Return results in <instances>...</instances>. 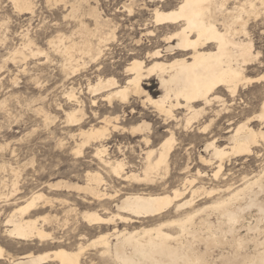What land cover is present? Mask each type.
Wrapping results in <instances>:
<instances>
[{"label":"bare ground","instance_id":"obj_1","mask_svg":"<svg viewBox=\"0 0 264 264\" xmlns=\"http://www.w3.org/2000/svg\"><path fill=\"white\" fill-rule=\"evenodd\" d=\"M12 1L19 11L28 12L32 9L30 0ZM57 1L69 3V0ZM148 1L157 4L152 9V17L129 25L132 45L128 49L130 59L122 71L124 83L114 77L102 79L98 76L93 84L88 79L87 93L94 97L92 105L95 104L96 97L104 98L108 103L117 100L125 105L132 97L139 100L142 107L152 108L158 119L163 121V125L178 122L176 112L185 111L181 117L183 126L190 129L200 116L206 114L207 108L213 102L222 101L219 93L225 91L235 97L239 88H243L245 84L264 82V74L256 78L245 75L247 67L258 57V53H254L251 39H246L248 23L253 18L256 20L264 17V0ZM173 1L176 2L175 5H171ZM70 8L75 13L79 10V5L73 3ZM86 15L92 18V29L76 16L74 18L77 21L72 28H68V33H59L56 30L57 34L47 41L48 48L59 53L64 61L62 66L67 70V82L78 75L81 67L85 65L84 59L97 63L102 60L106 47L111 42H118L115 31L119 25L103 20L95 9L89 10ZM147 26L153 29H147ZM158 36L161 37L163 46L146 51L142 56L141 49ZM31 46L34 45L28 38L24 48L33 56L41 53L39 49L33 53ZM16 56L25 59L27 55L17 50L14 59ZM152 79L158 80L161 90L158 97L150 95L145 88ZM76 95L73 86L67 87L64 97L67 103H74V108L65 113V121L67 127H78V132L70 134L69 138L74 141L71 153L80 156L82 149L90 143L106 140L109 129L115 132L122 127L119 126V118L116 116L102 118L99 127H90L87 130L79 128L85 114L83 103ZM221 112L222 109L215 110L213 118L219 117ZM255 122L258 123L256 128L251 126ZM233 124H228L227 148L217 146L213 139L204 148L209 158L199 157L201 163L207 166H212V160H217L214 178L222 171L226 158L252 155L260 143L264 144V98L261 100L259 113L232 127ZM207 127L200 133L205 134ZM145 130L149 132V124L146 122L133 128V132L141 133ZM172 130L168 131V135L155 148L143 152L140 173L126 172V162L123 159H104L107 148L103 145L95 147L93 158L109 177L122 182L132 181L152 186L156 177L169 173V161L175 143ZM141 138L140 142L145 146L151 143L148 136ZM195 176L203 178L205 174L196 170ZM242 181L237 187L232 188L229 185L222 190H208L202 183L193 189L196 179L185 178L182 189L175 187L170 192L163 193H127L111 206L113 212L103 208L104 214H108L107 217H102L98 211L81 213V220L88 227L100 228L112 224L113 228L110 232L90 240L88 245L79 243L75 250L60 246L61 242L53 237V233L46 232L40 224L51 218L57 220L56 216L50 217L49 214L50 216L36 218L26 217L30 211L35 210L37 202L52 203V199L43 193L32 192L23 200V205L10 212L4 224L7 227L5 232L18 242L32 244L37 241L46 246L57 245L51 252H29L16 258L10 256L9 264H48L50 261L55 264H81L87 247L99 249L107 264H264V171L249 179L243 177ZM13 187L15 188V182ZM106 187L107 182L98 172H87L83 185L64 181L48 185L49 189L55 191L73 189L84 192L98 203L112 201L117 197L119 191H115L114 195L108 194ZM187 191L190 192L189 199L184 197ZM198 196L209 198V201L195 205V198ZM60 202L65 205L67 201ZM170 209L175 216L156 224L131 230L126 227L118 229L116 226L164 217ZM82 238L86 239L84 236ZM3 252L0 246V263L5 260Z\"/></svg>","mask_w":264,"mask_h":264},{"label":"rangeland","instance_id":"obj_2","mask_svg":"<svg viewBox=\"0 0 264 264\" xmlns=\"http://www.w3.org/2000/svg\"><path fill=\"white\" fill-rule=\"evenodd\" d=\"M30 1L31 11L22 12L15 8L12 0H0V246L5 257L0 264H9L10 256L16 258L29 252L34 254L51 252L57 245L46 246L37 241L32 244L18 242L5 232L7 227L4 224L10 212L23 205L32 192H41L46 197H50L52 205L45 204L43 201L37 202V208L30 211L26 217L56 216L57 220L51 218L40 224L46 232L53 233V237L61 242L60 246L75 250L79 243L88 245L90 240L110 232L113 228L112 224L100 226V228L88 227L82 222L81 213L98 211L102 217H107L108 214H104L103 208L113 212L114 209L111 206L127 193L136 191L163 193L170 192L175 187L182 189L185 178L196 179L193 189L202 183L208 190L212 188L222 190L229 185L232 188L239 186L243 182V177L249 179L262 174L264 144L261 143L254 149L252 155L226 158L223 161V169L216 178L213 174L217 170V160H212V166H207L201 163L199 157L209 158L204 148L206 143L213 139L219 147L229 146L227 141L229 134L226 133L230 122L236 124L259 113L260 103L264 98V82L245 84L243 88H239L235 97H231L225 91L219 93L222 101L213 102L211 109L207 108L206 114L200 116L197 119L198 122L192 124L190 129L183 126L181 117L186 113L185 111L176 112L178 122L163 125V121L158 119L152 108L142 107L141 102L132 97L128 99L126 105L117 100L108 103L104 98L96 97L95 104L92 105L94 97L87 93L88 79L93 84L98 76L102 79L114 77L120 83H124L122 71L130 59L128 49H131L132 45L129 25L150 19L152 9L157 4L150 3L148 0H69L68 4L56 2V0ZM73 3L79 5V10L75 13H72L70 8V4ZM171 3V5L176 4L174 1ZM91 9H95L103 20L119 25V28L116 25L115 31L118 42H111L106 47L102 60L97 63L84 59L85 65L81 67L78 75L67 82V70H64L62 66L64 61L59 53L48 48L47 41L56 35L57 31L68 33V28L77 21L74 18L76 16H79L92 29V18L86 15ZM147 29L153 28L147 26ZM247 30L246 39H251L254 53L257 52L258 57L251 66L247 67L245 75L248 78H256L264 74V17L251 19ZM27 37L34 45L31 46L32 52L40 50L41 53L37 56H33L24 48ZM162 46L161 37L158 36L146 43L140 53L143 56L146 51L150 52ZM17 50L27 55L25 59L19 56L14 59L13 56ZM147 84L149 86L145 88L150 95L154 97L161 95L158 80L152 79ZM69 86L75 88L76 96L83 103L85 115L79 128L87 130L90 127H99L101 125L99 121L102 118L116 116L119 118V126L122 127L115 132L109 129L106 140L101 143H90L82 149L80 156L71 153L74 141L69 138L70 134L78 132V127H67L65 121V113L74 108V103H67L64 97ZM218 109H222V114L213 118V112ZM225 111L228 114H223ZM210 119H212L211 123ZM143 122L149 124V132L146 130L141 133L133 132V128L140 126ZM206 126L208 127L204 131L205 134H201L200 132ZM251 126L256 128L258 123L255 122ZM169 130L175 134L169 173L156 177L152 186L140 185L132 181L122 182L109 177L101 169L98 161L93 158L95 147L103 145L107 148L104 159H123L126 162V172L140 173L143 152L155 148L168 135ZM144 136H148L151 141L148 146L140 142L141 137ZM196 170H200L205 177L195 176ZM87 172L100 173L107 182L106 192L114 195L115 191H119L117 197L112 201L104 200L98 203L84 192L73 189L55 191L48 188L49 184L58 181L83 185ZM13 189L16 190V194ZM189 194L190 192L187 191L184 197L189 199ZM215 196L216 194L212 197ZM61 200L67 201L65 205L60 202ZM208 201L209 198L198 196L195 198V205H202ZM174 216V211L170 209L164 217L139 220L138 223L129 225L116 224V226L118 229L126 227L131 230L156 224L158 221ZM247 220L250 219L247 218ZM83 236L86 239H83ZM48 264H55V262L50 261ZM81 264H107V262L100 255L99 249L87 247Z\"/></svg>","mask_w":264,"mask_h":264}]
</instances>
